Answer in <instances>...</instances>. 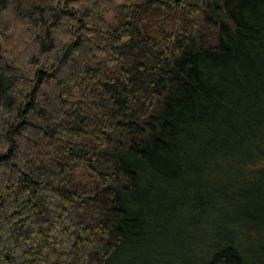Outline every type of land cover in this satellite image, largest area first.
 <instances>
[{"label":"trees","instance_id":"1","mask_svg":"<svg viewBox=\"0 0 264 264\" xmlns=\"http://www.w3.org/2000/svg\"><path fill=\"white\" fill-rule=\"evenodd\" d=\"M0 42V264H264V0H0Z\"/></svg>","mask_w":264,"mask_h":264},{"label":"rangeland","instance_id":"2","mask_svg":"<svg viewBox=\"0 0 264 264\" xmlns=\"http://www.w3.org/2000/svg\"><path fill=\"white\" fill-rule=\"evenodd\" d=\"M111 20V17L108 18V21ZM2 43L0 42V48H2Z\"/></svg>","mask_w":264,"mask_h":264}]
</instances>
